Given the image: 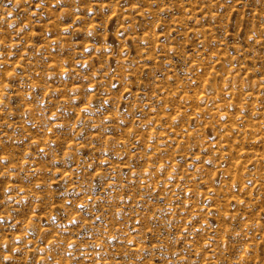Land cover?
Listing matches in <instances>:
<instances>
[{"label":"rangeland","instance_id":"obj_1","mask_svg":"<svg viewBox=\"0 0 264 264\" xmlns=\"http://www.w3.org/2000/svg\"><path fill=\"white\" fill-rule=\"evenodd\" d=\"M0 264H264V0H0Z\"/></svg>","mask_w":264,"mask_h":264}]
</instances>
